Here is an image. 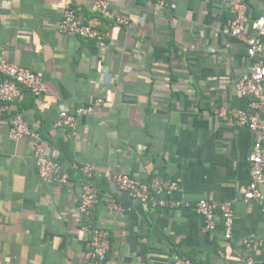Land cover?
<instances>
[{
    "label": "crops",
    "instance_id": "1",
    "mask_svg": "<svg viewBox=\"0 0 264 264\" xmlns=\"http://www.w3.org/2000/svg\"><path fill=\"white\" fill-rule=\"evenodd\" d=\"M96 0H68L81 21L108 35L100 43L63 32L57 0H0V58L40 73L47 90L20 102L0 100V264H88L90 234L79 211L83 176L99 191L95 226L110 230L106 264H238L264 262V204L246 200L255 132L216 113L218 106L250 111L236 82L254 59L244 36L226 35L229 0H109L104 17ZM249 22L264 15V0H246ZM123 18L126 22H119ZM102 97L94 113L78 116L75 133L56 127L59 111ZM46 142L67 183L40 178L30 138L12 139L18 111ZM264 119V109L261 110ZM126 172L147 183L154 175L177 187L159 193L165 205L144 204L120 189ZM264 193V183L261 185ZM114 196L122 210H112ZM207 197L233 201L232 237L220 218L214 231L194 208Z\"/></svg>",
    "mask_w": 264,
    "mask_h": 264
},
{
    "label": "built area",
    "instance_id": "2",
    "mask_svg": "<svg viewBox=\"0 0 264 264\" xmlns=\"http://www.w3.org/2000/svg\"><path fill=\"white\" fill-rule=\"evenodd\" d=\"M68 0H57V8L62 11L59 27L63 32L74 34L85 39L102 41L108 35L99 27L83 23L76 10L69 4ZM157 4L164 7L169 0H155ZM94 8L104 17L111 18L113 13L109 0H96ZM229 9L232 18L228 20L223 29L224 34L235 37L244 36L248 55L254 59L250 72L244 74L235 84L238 93L250 99V111L228 108L224 105L216 108V113L222 118L232 117L239 126H248L255 132V141L249 156L250 182L244 194L246 200H254L264 204V193L261 189L264 183V119L261 110L264 109V15L251 20V29L245 34L249 22L248 4L246 0H229ZM119 22H126L120 18ZM1 50V43H0ZM47 90V86L40 73L31 68L24 67L0 58V100L4 102H20L27 92L39 96ZM104 102L102 97L93 102L76 108L73 112L64 108L59 111L56 127H67L71 133H75L78 124V116L92 114ZM9 136L12 139L30 138L33 143V156L37 172L45 181H57L65 184L69 175L61 171L60 162L49 156L46 142L43 141L40 132L31 127L22 111L18 110L9 120ZM94 166L85 163L80 166L83 176L80 190L79 211L83 216L82 229L90 234V253L88 264H106L107 254L110 249V230L105 227L95 226L94 207L99 201L98 188L90 182ZM116 185L130 196L144 204L152 206L165 205L166 202L159 197V193L165 190H173L177 187L175 181H164L159 175H154L147 183L139 182L135 177L119 172L113 175ZM187 207H192L203 217L206 231H214L219 219L224 223L225 237H232L235 211L233 201L214 202L207 197L199 198L197 201L185 202ZM108 206L112 210H122L117 199L112 196L108 198ZM248 247L264 246V235L252 234L245 239ZM176 264H192L188 258H178ZM238 264H264L256 263L251 257L241 260Z\"/></svg>",
    "mask_w": 264,
    "mask_h": 264
}]
</instances>
